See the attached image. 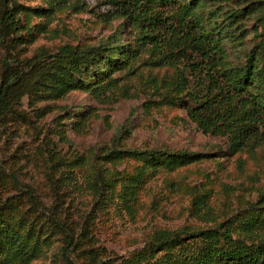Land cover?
<instances>
[{
  "label": "rangeland",
  "instance_id": "obj_1",
  "mask_svg": "<svg viewBox=\"0 0 264 264\" xmlns=\"http://www.w3.org/2000/svg\"><path fill=\"white\" fill-rule=\"evenodd\" d=\"M15 1L21 28L0 34L21 37L0 41V81L13 56L22 67L64 44L104 50L96 64L79 66L65 94L24 92L0 121V218L22 240L0 244V264H192L209 248L264 242V142L232 148L228 132L203 133L179 99L191 88L189 72L178 85L176 66L154 62L138 43V24L103 16L118 7L109 0ZM184 1L221 49L233 85L264 94V0ZM117 150L164 155L114 157ZM225 227L230 238L199 233ZM161 231L167 244L151 248ZM258 252L247 264H264V247Z\"/></svg>",
  "mask_w": 264,
  "mask_h": 264
},
{
  "label": "trees",
  "instance_id": "obj_2",
  "mask_svg": "<svg viewBox=\"0 0 264 264\" xmlns=\"http://www.w3.org/2000/svg\"><path fill=\"white\" fill-rule=\"evenodd\" d=\"M13 1L8 6L9 0H0V3L5 6L0 14V31L3 33L6 31L18 33L21 28L20 18L15 15L18 2ZM109 1L118 7L111 13L107 11L103 16L120 15L138 24V43L141 47L149 46L156 54L154 62L176 66L174 77L178 85L187 80L184 71L189 72L192 79L191 88L181 93L179 99L185 107L186 114L203 133L217 130L228 132L232 148L264 142V102L262 101L264 94L260 96L258 93L247 92L233 85L221 65L223 58L221 49L200 24L189 2L184 0ZM158 6H169L172 11L165 14ZM19 37H21L20 32L10 38L0 34V41L8 46ZM102 50H96L91 46L80 48L77 45L64 44L56 52L47 54V59H39V64L37 58L32 56L22 67H19L21 62L14 56L5 59L0 81V121L24 92L32 95L42 93L47 97L65 94L73 87L72 77L78 72L80 65L82 63L87 66L96 64L103 57ZM181 59L184 62L180 66L178 62ZM254 59V49H251L243 70L247 78L254 73ZM39 65L41 67L38 69ZM129 152L136 156L143 155L151 158L164 155V152L155 150L125 152L117 150L113 155L117 154L114 157H118L119 154ZM186 157L181 154L175 159L182 164L186 161ZM114 179V177L111 178L113 181ZM130 179L127 183L128 187L139 181L140 173ZM106 184L113 189V186H110L112 181H107ZM51 220L56 225H61L57 218L51 217ZM199 233L212 240H215L220 233L228 238L231 237L228 227H225L223 232L209 228L200 230ZM165 235H167L166 232L161 231L158 239L150 243L151 248H163V245L167 244ZM174 235L177 236V234ZM5 242L18 248L22 240L18 231L0 218V244ZM241 245L235 249L209 248L192 256V264H208L211 258L222 260L236 257H243L242 261H246L245 264H247L249 259L258 258L260 255L258 251L264 247V242L252 244L254 246L244 243ZM138 256L140 257V252ZM100 264H103L102 260Z\"/></svg>",
  "mask_w": 264,
  "mask_h": 264
}]
</instances>
